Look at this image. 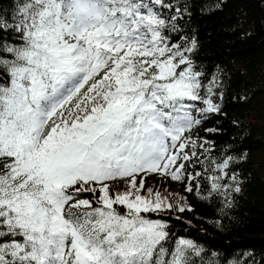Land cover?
<instances>
[{
    "label": "snow or ice",
    "instance_id": "obj_1",
    "mask_svg": "<svg viewBox=\"0 0 264 264\" xmlns=\"http://www.w3.org/2000/svg\"><path fill=\"white\" fill-rule=\"evenodd\" d=\"M190 19L189 0H0V264H205L150 215L191 207L147 186L242 192L248 153L203 127L228 85Z\"/></svg>",
    "mask_w": 264,
    "mask_h": 264
},
{
    "label": "trees",
    "instance_id": "obj_2",
    "mask_svg": "<svg viewBox=\"0 0 264 264\" xmlns=\"http://www.w3.org/2000/svg\"><path fill=\"white\" fill-rule=\"evenodd\" d=\"M209 2L213 8L202 11L204 0H189L188 27L199 40L196 60L211 71L219 66L229 98L224 101L225 115L210 117L203 127L220 129L209 137L215 141L216 155L226 145L234 150L233 155L248 153L236 165L242 192L226 206L223 197L209 195L207 177L198 178L199 192H187V182L153 176L147 186L173 209L190 206L192 210L150 215L169 224L173 239H191L201 246L205 264H221L225 258L237 264H264V0ZM200 135H206L202 129ZM113 187L122 185L114 183Z\"/></svg>",
    "mask_w": 264,
    "mask_h": 264
},
{
    "label": "rangeland",
    "instance_id": "obj_3",
    "mask_svg": "<svg viewBox=\"0 0 264 264\" xmlns=\"http://www.w3.org/2000/svg\"><path fill=\"white\" fill-rule=\"evenodd\" d=\"M204 1H205V3L201 4L202 11H209L210 8H213L212 6H210L209 0H204Z\"/></svg>",
    "mask_w": 264,
    "mask_h": 264
}]
</instances>
